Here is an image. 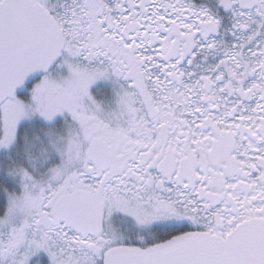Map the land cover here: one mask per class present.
Masks as SVG:
<instances>
[{
  "label": "snow or ice",
  "instance_id": "1",
  "mask_svg": "<svg viewBox=\"0 0 264 264\" xmlns=\"http://www.w3.org/2000/svg\"><path fill=\"white\" fill-rule=\"evenodd\" d=\"M0 264H264V0H0Z\"/></svg>",
  "mask_w": 264,
  "mask_h": 264
}]
</instances>
